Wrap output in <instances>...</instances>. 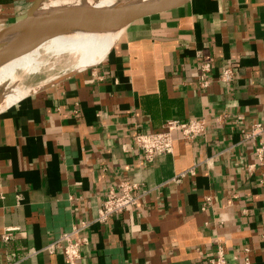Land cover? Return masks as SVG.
Instances as JSON below:
<instances>
[{"label": "crops", "instance_id": "0c3cea01", "mask_svg": "<svg viewBox=\"0 0 264 264\" xmlns=\"http://www.w3.org/2000/svg\"><path fill=\"white\" fill-rule=\"evenodd\" d=\"M32 2L0 0V26ZM228 62L231 85L218 79ZM202 116L207 131L192 143L175 132L171 153L146 160L133 145L137 131ZM254 121L264 123V0H189L131 24L100 62L0 110V264L74 226L86 239L77 264H209L219 244L227 264H264V161L241 132ZM123 179L138 202L97 221ZM18 264L70 263L56 250Z\"/></svg>", "mask_w": 264, "mask_h": 264}, {"label": "built area", "instance_id": "2783aa9c", "mask_svg": "<svg viewBox=\"0 0 264 264\" xmlns=\"http://www.w3.org/2000/svg\"><path fill=\"white\" fill-rule=\"evenodd\" d=\"M212 63L209 60L202 59L198 64L197 81L200 87H208L211 79ZM236 77L235 63H225L218 75V79L226 85H231ZM225 113L216 116L217 121L225 120ZM209 122L207 117H188L186 119L173 118L165 123V129L162 131H137L133 136V145L140 151L143 158L152 160L159 154L171 153L174 150L175 132L179 133V137L187 143L194 142L200 135L207 131ZM243 140L252 139L255 141V151L260 161H264V123L262 121H254L249 127L241 130ZM253 166V165H250ZM138 184L133 181L121 180L115 187L106 193L99 208L97 221H108L113 216L122 213L125 209L135 205L140 194L137 191ZM4 197V191L0 187V198ZM13 227H7L3 233V239H12L14 232ZM79 227L74 226L71 230L62 233L53 242L44 245L41 248L30 247L27 254L17 256L6 264H18L22 259L34 256L39 252H55L62 251L65 259L70 264H77L82 257V247L86 242L85 238L78 236ZM62 241H66L62 244ZM209 264H227V254L222 244H219L216 251L208 257Z\"/></svg>", "mask_w": 264, "mask_h": 264}, {"label": "bare ground", "instance_id": "6f19581e", "mask_svg": "<svg viewBox=\"0 0 264 264\" xmlns=\"http://www.w3.org/2000/svg\"><path fill=\"white\" fill-rule=\"evenodd\" d=\"M137 1L141 0H46L43 7L47 9L53 6H76L94 11V17L98 18L123 5ZM121 33V30L62 32L24 27L14 40L18 41L19 39L16 45L25 46L27 50L20 54L11 53L0 60V110L28 95L32 90L43 86L23 89L16 85L15 71L17 68H36L45 62L43 54L51 51L68 52L75 59L79 69L88 67L100 62L105 57ZM35 41L36 43H34ZM40 47H43L44 53ZM7 78L10 82L4 86L3 83Z\"/></svg>", "mask_w": 264, "mask_h": 264}, {"label": "water", "instance_id": "95a60500", "mask_svg": "<svg viewBox=\"0 0 264 264\" xmlns=\"http://www.w3.org/2000/svg\"><path fill=\"white\" fill-rule=\"evenodd\" d=\"M188 1L141 0L123 5L111 13L95 18V13L91 10L76 6H53L44 9V0H33L31 5L20 12L16 19L0 26V60L11 53L20 54L27 50L25 46L16 45L19 39L14 40L26 26L39 30L62 32L121 30L123 33L131 24L143 18L172 10Z\"/></svg>", "mask_w": 264, "mask_h": 264}, {"label": "rangeland", "instance_id": "374dc122", "mask_svg": "<svg viewBox=\"0 0 264 264\" xmlns=\"http://www.w3.org/2000/svg\"><path fill=\"white\" fill-rule=\"evenodd\" d=\"M40 48L43 51V47ZM43 57L45 59L44 60L45 62L42 65L36 66V68L32 69V68L20 67L16 69L15 71V75L17 76L16 85H18L23 89H28L29 87L37 88L43 85L39 89L31 91V92H35L50 86L51 84L59 81L63 77L68 76L69 74L75 71L82 69V68L80 69L78 68V65L74 61L75 59L72 58L68 54V52H61V53H56L53 51L49 53L45 52L43 54ZM9 82H10L9 78H7V80H5L3 85L5 86Z\"/></svg>", "mask_w": 264, "mask_h": 264}]
</instances>
